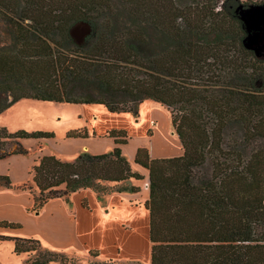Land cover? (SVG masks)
<instances>
[{
  "label": "trees",
  "instance_id": "1",
  "mask_svg": "<svg viewBox=\"0 0 264 264\" xmlns=\"http://www.w3.org/2000/svg\"><path fill=\"white\" fill-rule=\"evenodd\" d=\"M2 1L5 10L17 12L16 20L10 21L17 49L0 54V75L18 82L19 74L30 82L38 72L36 61L50 60L55 82L52 94L12 93L0 112L21 99L101 105L109 113H129L133 118H138L139 105L145 100L177 107L171 125L182 154L151 159L147 147L140 146L133 159L148 172L144 207L149 212V264H264V145L256 142L264 140V73L253 78L241 61L253 58L264 64V59H257L241 44L245 33L231 9L235 0H208L207 25H193L191 21L198 23V19L188 14L182 30L172 23L179 14L163 16L159 19L163 30L155 26L152 32L155 41L148 31L151 17L138 3L131 11L130 0H120L126 5L125 17L111 10V0H22L20 5ZM84 5L101 10L104 16L89 21L77 11ZM78 21L92 26L80 45L68 34ZM31 29L33 38L28 35ZM220 47L231 48L234 54L218 58ZM209 60L213 63L206 64ZM221 65L227 72L216 77V90L195 87L191 79L196 74ZM165 76L168 86L163 83ZM31 85L35 86L34 81ZM232 125L240 127L234 143L226 137ZM1 134L4 142L14 141L17 148L0 154V160L27 153L19 139L53 137L43 132L9 133L5 128H0ZM66 137L88 135L82 129ZM105 137L116 145L127 144L129 139L124 130H110ZM143 178L132 171L116 146L106 154H79L70 162L44 156L32 168L31 182L39 196L32 195V187L26 184L16 188L33 197L32 210L37 211L51 199L68 201L81 189L103 192L101 182L113 185ZM0 187H13L8 176L0 175ZM116 191L137 193L140 189L123 186ZM20 227L0 221V228ZM3 241L13 242L16 255L40 248V241L33 237L0 235ZM89 254L98 255L95 251ZM55 262H65L62 252L44 250L29 261Z\"/></svg>",
  "mask_w": 264,
  "mask_h": 264
},
{
  "label": "rangeland",
  "instance_id": "2",
  "mask_svg": "<svg viewBox=\"0 0 264 264\" xmlns=\"http://www.w3.org/2000/svg\"><path fill=\"white\" fill-rule=\"evenodd\" d=\"M2 3H12L19 5L23 4L22 0L21 2L17 0H3ZM137 3L140 4L141 7L144 9L145 13L149 15H147V17H151V23L148 27V31L153 41H155L156 39L155 35H152L154 27L158 26L161 28V22L159 19H162L163 16L165 18H167L168 16L170 17L172 13L179 14V19L175 21L172 20V23H174L175 26H177L178 24L182 30L186 27L188 14H190L191 18L197 17L198 19V23H196L195 21H191L193 25L200 26L202 24L207 25L209 23L206 21V15L208 13V9L211 6V4L208 3V0H130L127 6L131 9V11H134V7ZM262 3H264V0H235L232 4L231 9L233 10L239 4L249 6ZM203 6L206 9H202ZM110 7L111 10L117 12L119 16L125 17L128 15L126 5L121 3L120 0H111ZM217 9H215L214 12H216ZM77 11L81 15H84L89 18V21H93L96 18H99V16H104V12L93 6L88 5L82 6V8H79ZM203 11L205 13L204 15H202ZM15 13L17 14V12L11 14L9 11L5 10L3 7L0 6V54L9 55L11 52L16 51L17 49L15 44L12 43L13 39L15 38V30L13 29L14 26L10 23L11 19L16 20ZM157 13L159 14L155 15ZM224 17V15H221L220 17L222 19V22H226V19ZM28 22V20L25 21V23ZM159 30L163 29L161 28ZM32 31L33 30L31 29V32L28 35L33 38L34 36H32ZM212 38L213 36L210 35L208 39L211 40ZM51 48L53 49V45H51ZM218 51H220L217 53L218 58H223L226 54L228 56L234 54V51L231 48L227 50L224 47H220ZM248 60L249 58H246V60L241 59L244 67L248 69H246V71L248 73H251L253 78L257 77V73H264V64L254 62L253 58H251V62H249ZM36 62L38 72L35 73L30 82L27 77L21 78V75L19 74L17 75V78L19 79L18 82L13 79L9 80L8 78H4L0 75V106H3L7 101L11 100L12 93L16 96L42 94L40 92H43V94L45 92L52 94L55 79H53L51 75V61L38 60ZM212 63L213 61L210 60L206 62V64ZM226 72L227 71L222 65L210 67L209 69H207L206 73L196 74V77H193L191 81L193 82V84H195V87L213 91L216 90L218 87L216 85V77L219 75H224L226 74ZM182 77L188 79L190 76L182 75ZM32 81H34L35 86L31 85ZM163 83L165 86H168L169 78L165 76V78L163 79ZM93 106L101 107V105ZM177 110V107H166L152 100L143 101L139 105L138 118H133L134 123H136V125H141L142 123H144L145 119L147 121L144 124H155L154 122L148 119L154 116L156 117L158 122L156 121V119H154V121H156L158 125L155 127V131H153V128H151L147 132L145 131L143 134L137 131H132L133 138H131V141L128 143L129 147L127 149H132L137 143H141L147 148L151 146L150 148L152 151L154 150V147L155 149L162 148V150L167 151L168 153L171 152V157L176 156L175 154H177V151H175L174 148L165 147V145H167V142L164 141L168 140V143H170L171 140H176L179 142L175 134V130L171 125V118L173 117V115L175 116L178 114ZM84 114H86V112L82 104H73L65 102L58 103L53 101H41L35 99H21L0 112V128H5L9 133L24 131L27 133H51L53 135L52 138H44V140H40L39 143L35 140H32V138L30 140H26L22 143L23 147L27 151L26 154L14 155L4 160H0V175L8 176L13 186L11 189L0 187V221L11 222V218H19L20 213L17 209L21 207V205L28 204V201V207L31 209L33 208V204L30 201V194L28 192H23L17 189L16 187L22 184H26V186L32 187V195L36 197L39 196L38 190L34 187L33 183L31 182V169L32 166L38 164L39 160H36L37 158L42 156H54L57 158H61L64 161L70 162L73 161L79 154H90L88 151L85 150L77 154V151L80 150L83 144H89L90 142H92V139H86L87 137L83 140L82 138L66 139V134L68 132L79 128L80 123L83 122ZM126 114L130 115L129 113ZM226 134V137L228 138L229 142L234 143L238 139V136H240V127L232 125ZM1 136L2 134L0 135V154L11 152L17 148V145L14 141L4 142V140L1 139ZM256 142L261 147L262 145H264V140L262 138H260V140H257ZM108 143L110 144L109 138L100 139L97 141L99 150L103 151L102 154H106L112 151V147L105 148L106 144ZM128 151L129 150L125 151L126 155L128 154ZM71 156L73 158H71ZM137 170L142 173L141 175L144 178L140 181H136V186L134 187H138L140 189L139 193H144L145 195H148V192L146 191L145 187L146 179L148 180V172L147 170L141 167H138ZM99 184L100 186H103L105 188L103 192L99 191L98 193H94L100 199H103L104 197L115 192L116 190L121 189L123 186H126L112 184L108 185L103 182ZM128 187H130V185H128ZM63 188V186L59 187L60 190H63ZM44 195H46V193H44ZM141 228L142 227L140 225V231ZM29 230L31 231H25L24 228L19 229L17 231L8 228H0V235L31 238V236L33 237L35 233L33 232V229L31 227H29ZM39 236L40 248L36 252H30L28 254L16 255L15 253H13L14 245L12 241L0 242V264H30L29 261L33 260V258L36 257L38 252L42 253L44 250L61 252L57 250L58 247H55L53 241H50L48 238L43 237L41 235ZM133 243L135 247L139 246L140 248H138L140 250H143V242L141 240V237L140 239H135ZM62 254H64L65 262H55L51 264H109L108 261L105 260L98 261L97 256L84 254L79 252L78 250L69 249L66 252H62ZM111 264L115 263L112 262ZM121 264L149 263L133 261L124 262Z\"/></svg>",
  "mask_w": 264,
  "mask_h": 264
},
{
  "label": "crops",
  "instance_id": "3",
  "mask_svg": "<svg viewBox=\"0 0 264 264\" xmlns=\"http://www.w3.org/2000/svg\"><path fill=\"white\" fill-rule=\"evenodd\" d=\"M82 105L86 114H84L83 122L80 123L79 128L74 130H86L88 135L86 139H92V142L83 144L80 150L77 151V154L84 150L88 151L90 155L102 154L103 151L99 150L97 141L100 139H108L105 135L110 130H125L126 135L129 137L127 144L116 145L109 138L110 144H106L105 148L118 146L121 149L122 155L129 162L132 171L142 174L137 170L139 166L134 164L133 159L137 148L144 145L137 143L132 149H127L129 147L128 143L133 138L132 131H137L141 134L151 128L155 131V127L158 125L156 117L148 118L155 124H144L147 121L144 119V123L136 125L133 117L126 113H109L103 106ZM30 139H19L18 142L22 145L24 141ZM66 139L78 138L66 137ZM32 140L39 143L44 138ZM164 142H167L165 147L174 148L177 151L176 156L182 154L180 142L176 140H171L170 143H168V140ZM150 147L147 149H149L148 153L151 159L170 158L172 156L171 152L168 153L162 150V148L155 149L154 147L152 151ZM127 150L129 151L126 155L125 151ZM72 156L71 158H73ZM42 157L36 160H40ZM57 159L60 160L61 158ZM61 161L64 160L61 159ZM135 182L134 179H129L125 182L114 183L113 185L136 186ZM147 182L148 180L146 179L145 183L147 184ZM146 191L148 192L147 189ZM147 197L148 195L139 192L115 191L100 199L90 189H81L71 194L68 197V201L63 198L51 199L37 211H33L28 207V201V204L21 205L17 209L20 213L19 218L15 217L10 220L11 223L20 224L21 227L19 229L24 228L25 231H31L29 230V227H31L35 233L33 238L39 240V235L46 237L50 241H53L55 247H58L57 250L61 252L73 249L84 254H89L90 251H95L98 254V261L105 260L108 263L114 262L115 264L133 261L149 263V212L144 207ZM30 201L33 204V197L31 195ZM140 225L142 227L141 231L139 230ZM19 229L12 230L17 231ZM140 237L143 242V250H140V247L137 245L135 247L133 243L135 239H140Z\"/></svg>",
  "mask_w": 264,
  "mask_h": 264
},
{
  "label": "water",
  "instance_id": "4",
  "mask_svg": "<svg viewBox=\"0 0 264 264\" xmlns=\"http://www.w3.org/2000/svg\"><path fill=\"white\" fill-rule=\"evenodd\" d=\"M234 14L245 33L241 40L243 48L253 52L257 59H264V3L249 6L239 4L234 8ZM91 32L92 26L86 21H78L68 30L70 38L78 45L82 44Z\"/></svg>",
  "mask_w": 264,
  "mask_h": 264
},
{
  "label": "built area",
  "instance_id": "5",
  "mask_svg": "<svg viewBox=\"0 0 264 264\" xmlns=\"http://www.w3.org/2000/svg\"><path fill=\"white\" fill-rule=\"evenodd\" d=\"M146 189H148V182H147V184H146Z\"/></svg>",
  "mask_w": 264,
  "mask_h": 264
}]
</instances>
